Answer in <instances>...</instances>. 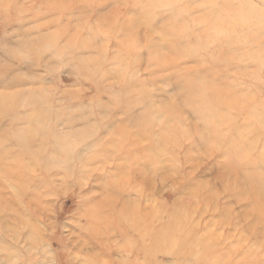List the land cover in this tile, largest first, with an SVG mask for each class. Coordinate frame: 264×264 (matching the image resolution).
<instances>
[{
  "label": "rangeland",
  "instance_id": "rangeland-1",
  "mask_svg": "<svg viewBox=\"0 0 264 264\" xmlns=\"http://www.w3.org/2000/svg\"><path fill=\"white\" fill-rule=\"evenodd\" d=\"M0 98V264H264V0H0Z\"/></svg>",
  "mask_w": 264,
  "mask_h": 264
},
{
  "label": "bare ground",
  "instance_id": "bare-ground-1",
  "mask_svg": "<svg viewBox=\"0 0 264 264\" xmlns=\"http://www.w3.org/2000/svg\"><path fill=\"white\" fill-rule=\"evenodd\" d=\"M55 1H57V0H55ZM62 2H63V1H62ZM55 3H56V2H55ZM230 17H232V16H230ZM228 18H229V17H227V19H228ZM230 19H231V18H230ZM225 20H226V18H225ZM225 20H223V22H224ZM232 20L235 21V19H232ZM229 21H230V20H229ZM237 21H238V20H237ZM230 22H231V21H230ZM237 23H238V22H237ZM223 24H224V23H223ZM230 24H231V23H230ZM230 24L228 23L227 27H228ZM232 24H234V22H233ZM232 24H231V25H232ZM225 25H226V23H225ZM231 25H230V26H231ZM237 25H238V24H237ZM242 25H243V23H242ZM221 26H222V25H221ZM221 26H220V27H221ZM230 26H229V27H230ZM235 26H236V25H235ZM223 27H224V25H223ZM225 28H226V27H225ZM233 28H234V26H233L232 28H229V29H233ZM221 29H222V28H221ZM221 29H220V30H221ZM227 30H228V29H227ZM228 31H229V30H228ZM232 31H234V30H232ZM245 32H246V31H245ZM222 33H223V30H222ZM233 33H234V32H233ZM208 34H209V33H208ZM227 34H229V33H227ZM242 34H243V33H242ZM210 35H211V34H210ZM229 35H230V34H229ZM231 35H232V32H231ZM249 35H250V34H249ZM245 36H246V35H245ZM247 36H248V35H247ZM172 37H173V34H172ZM206 37H208V36H206ZM210 37H212V36H210ZM215 38H216V37H215ZM229 38H232V36L229 37ZM245 39H246V38H245ZM88 41H89V40H88ZM206 41H207V40H206ZM208 41H209V40H208ZM228 41H230V40H228ZM80 42H81V41H80ZM209 42L211 43V41H209ZM230 42L232 43V40H231ZM81 43H82V42H81ZM88 43H89V42H88ZM207 43H208V42H207ZM84 44H85V43H84ZM87 45H88V44H87ZM90 45H91V43H90ZM90 45H89V46H90ZM199 46H200V45H199ZM220 48H221V47H220ZM193 50H195V49H193ZM196 50H197V47H196ZM59 51H60V50H59ZM61 51H62V50H61ZM187 51H189V50H187ZM179 53H180V52H179ZM179 53H178V55H179ZM187 53H188V52H187ZM187 53H186V54H187ZM59 54H60V53H59ZM188 54H189V53H188ZM259 55H260V54H259ZM125 56H126V55H125ZM254 56H255V55H253V57H254ZM127 57H128V56H127ZM256 57H257V56H256ZM256 57H255V58H256ZM155 58H156V57H155ZM158 58H159V56H158ZM255 58H254V59H255ZM160 59H161V58H160ZM165 59L168 60V58H165ZM252 59H253V58L250 57V60H252ZM162 60H163V59H162ZM169 60H170V59H169ZM120 61H122V60H120ZM123 61H124V60H123ZM123 61H122V62H123ZM163 61H164V60H163ZM225 61H226V60H225ZM253 61H254V60H253ZM118 62H119V60H118ZM160 62H161V61H160ZM166 62H167V61H166ZM227 62H228V61H227ZM84 63H85V65L87 66L86 62H84ZM84 63H83V65H84ZM78 64H80V63H78ZM122 64H125V63L123 62ZM122 64H120V65H122ZM162 64H163V62H162ZM85 65H84V66H85ZM86 66L84 67L85 69H86ZM122 66H123V65H122ZM77 67H78V66H77ZM81 68H83V67H81ZM84 68H83V69H84ZM77 69H78V68H77ZM124 70H125V69H124ZM85 72H86V70H85ZM123 72H124V71H123ZM125 72H126V71H125ZM126 74H127V73H126ZM128 77H129V76H128ZM197 81H198V80H196V82H197ZM189 82H190V81H189ZM192 82H195V80L192 81ZM187 83H188V82H187ZM197 83H198V82H197ZM200 83H202V82L200 81ZM192 85H193V84H192ZM190 86H191V84H190ZM205 86H207L206 88L208 89V84H205V83H204L203 85L200 84V86H197V87L204 88ZM187 87H188V85H187ZM188 88H189V87H188ZM190 88H191V87H190ZM130 89H131V88H130ZM193 89H194V87H193ZM195 90L197 91L196 88H195ZM199 90H201V89H199ZM194 92H195V91L193 90V93H194ZM198 92H199V91H198ZM198 92H195L194 94H196V93H198ZM201 92H202V91H201ZM201 92H199V93L201 94ZM189 93H190V92H189ZM191 93H192V92H191ZM14 94H15V93H14ZM31 94H32V93H31ZM40 94H41V93H40ZM139 94H140V93H139ZM186 94H187V93H186ZM194 94H193L192 96H194ZM29 95H30V94H29ZM32 95H33V94H32ZM34 95H35V94H34ZM37 95H38V94H37ZM190 95H191V94H190ZM30 96H31V95H30ZM4 97H5V96H4ZM40 97H42V96H40ZM40 97H39V99H40ZM194 97H197V94H196V96H194ZM230 97H231V96H230ZM15 98H16V96H15ZM36 98H38V97H36ZM47 98H48V97H47ZM235 98H237V97H235ZM0 99H1V98H0ZM30 99H31V98H30ZM33 99H34V97H33ZM42 99H43V98H42ZM229 99H232V100H233V97H231V98H229ZM229 99H227V100H229ZM27 100H28V99H27ZM27 100H26V101H27ZM35 100H36V99H35ZM227 100H225L226 103H227ZM202 101H203V99H202ZM204 101H205V103H206V100H205V99H204ZM30 102H31V104L34 103V102H32V101H30ZM36 102H37V101H36ZM237 102H239V101H237ZM0 103H1V101H0ZM13 103H14V102H13ZM208 103H209V101H208ZM226 103H225V106H226ZM34 104H35V103H34ZM206 104H207V103H206ZM206 104H205V105L203 104V105L206 106ZM209 104H210V103H209ZM231 104H232V103H231ZM234 104L237 105L236 103H234ZM239 104H240V102H239ZM2 105H3V104H2ZM203 105H202V106H203ZM165 106H166V105H165ZM204 106H203V107H204ZM208 106H209V105H208ZM227 106H228V104H227ZM230 106H231V105H230ZM239 106H240V105H239ZM239 106H238V108H239ZM168 107H169V106H168ZM206 107H207V106H206ZM211 107H212V105H211ZM228 107H229V106H228ZM233 107H234V106H233ZM241 107H242V106H241ZM165 108H166V107H165ZM204 108H205V107H204ZM229 108H230V107H229ZM15 109H16V108H15ZM202 109H203V108H202ZM209 109H211V108H209ZM160 110H161V109H160ZM162 110H163V109H162ZM169 111H170V110H169ZM214 111H215V110H214ZM164 112H165V111H164ZM210 112H212V111H210ZM202 113L204 114V110H202ZM206 114H207V113H205L204 115H206ZM208 114H209V113H208ZM208 114H207V115H208ZM210 114H211V113H210ZM210 114H209V116H211ZM214 114H215V113H214ZM214 114L212 113V116H213ZM217 114H218V113H217ZM217 114H216V116H217ZM255 114L257 115V113H255ZM204 115H202V116H204ZM224 115H225V114H224ZM212 116H211V117H212ZM216 116H215V119L218 118L219 115H218L217 117H216ZM220 116H222V115H220ZM252 116H254V115H252ZM145 117H147V116H145ZM211 117H210V119H211ZM223 117H224V116H223ZM205 118H206V117H205ZM227 118H228V117H227ZM213 119H214V117H213ZM215 119H214V120H215ZM218 119H219V118H218ZM218 119H216V120H218ZM220 119H221V118H220ZM145 120H146V119H145ZM207 120H208V117H207ZM216 120L214 121L215 123H217ZM223 120H224V119H222V121H223ZM226 120H227V119H226ZM229 120H230V119H228L226 122H228ZM208 121H209V123H210V121L213 123L212 120H208ZM208 121H206V122H208ZM224 121H225V120H224ZM263 122H264V121H263ZM140 123L142 124V122H140ZM229 123L231 124V121H230ZM217 124H218V123H217ZM223 124H224V123H223ZM227 124H228V123H227ZM243 125H244V124H243ZM144 126H145V125H144ZM244 126H245V125H244ZM145 127H146V126H145ZM213 127H214V126H213ZM215 127H216V126H215ZM217 127H219V126H217ZM250 128H251V127H250ZM214 129L216 130V128H214ZM123 135H124V134H123ZM127 135H128V133H127ZM214 135H215V134H214ZM214 135H213V136H214ZM39 136H41V135H39ZM85 136H87V135H85ZM125 136H126V135H124V137H125ZM218 136H220V135H218ZM82 137H83V136H82ZM82 137H81V138H82ZM118 137H119V135H118ZM122 137H123V136H122ZM124 137L122 138V140L124 139ZM216 137H217V136H216ZM38 138H39V137H38ZM41 138H42V137H41ZM63 138H64V136H63ZM84 138H85V137H83V139H84ZM218 138H219V137H218ZM218 138H217V139H218ZM19 139H21V138L19 137ZM19 139H18V140H19ZM61 139H62V138H61ZM135 139H136V138H135ZM18 140H17V141H18ZM66 140H67V139H66ZM80 140H82V139H80ZM125 140H128V139H125ZM125 140H124V141H125ZM210 140H211V139H210ZM74 141H75V140H74ZM77 141H78V140H77ZM117 141H119V139H118ZM137 141H138V140H137ZM212 141H213V143H214V138H212L211 142H212ZM217 141H219V139H218ZM19 142H20V143H24V140H21V141H19ZM60 142H61V141H60ZM60 142L58 141L57 143H60ZM68 142H70V141H68ZM121 142H122V141H121ZM121 142H116V140H115V143H116V144L118 143L119 145H121V144H120ZM125 142H126V141H125ZM135 142H136V141H135ZM64 143H66V145L68 146V144H67L66 141H65ZM109 143H110V142H109ZM69 144H70V143H69ZM54 145L58 147V144H56V142H55ZM60 145L62 146L63 144H60ZM60 145H59L58 149L60 148ZM71 145L73 146L74 143H73V144L71 143ZM119 145H117V148L120 147V150H121L122 147L119 146ZM122 145H123V144H122ZM44 146H45V145H44ZM44 146H43V147H44ZM67 146H66V147H67ZM113 146H114V145H113ZM118 146H119V147H118ZM159 146H160V145H159ZM159 146H158V148H159ZM45 147H46V146H45ZM66 147H65V145H64V148H66ZM69 147H70V146H68V148H69ZM74 147H75V146H73V148H74ZM18 148H19V147H18ZM54 148H56V147H54ZM61 148L63 149V146H62ZM68 148H67V149H68ZM70 148H71V147H70ZM70 148H69V150H70ZM38 149H39V148H38ZM43 149H44V148H43ZM43 149H42V150H43ZM45 149H46V148H45ZM67 149H65V150L67 151ZM42 150H41V151H42ZM60 150H61V149H60ZM233 150H234V152L232 151L233 153H235L237 150L239 151V149H237V150H236V149H233ZM235 150H236V151H235ZM44 151H45V150H44ZM56 151H58V150L56 149ZM71 151H72V153L74 152V150H71ZM118 151H119V150H118ZM23 152H24V151H23ZM61 152H62V150H61ZM61 152H60V153H61ZM50 153H52V152L50 151ZM50 153H49V154H50ZM56 153H57V152H56ZM58 153H59V152H58ZM62 153H63V152H62ZM26 155H27V153H26ZM28 155H29V154H28ZM229 155H230V154H229ZM231 155H232V154H231ZM231 155H230V157H231ZM234 155H235V154H234ZM51 156H52V155H51ZM54 156H55V154H54ZM56 156L59 157V155H56ZM65 156H66V153H65ZM67 156H68V155H67ZM67 156H66V158H67ZM70 156H72V155H70ZM128 156H129V155H128ZM55 158H56V157H55ZM132 158H133V156H132ZM132 158H131V159H132ZM149 158H152V157L150 156ZM234 158H235V157H233V159H234ZM19 159H20V158H19ZM59 159H61V158H59ZM63 159H65V158H63ZM67 159H68V158H67ZM67 159H66V160H67ZM131 159H130V160H131ZM235 159H236V158H235ZM17 160H18V159H17ZM71 160H74L73 157H71ZM125 160H126V159H125ZM128 160H129V159H128ZM63 161H64V160H63ZM73 162H74V161H73ZM62 163H63V162H62ZM65 164H66V163H65ZM56 165H57V163H56ZM67 165H68V164H67ZM72 165H73V163H72ZM53 166H54V165H53ZM59 166H60V164H59ZM55 167H56V166H55ZM72 167H73V169H74V166H72ZM10 169H11V168H10ZM33 169H34V168H33ZM35 169H36V168H35ZM67 169H68V168H67ZM122 171H123V170H122ZM4 172H5V171H4ZM69 173H70V172H69ZM120 174H121V173H120ZM18 180H19V179H18ZM115 181H116V180H115ZM17 183H18V182H17ZM126 210H127V209H126ZM123 211H124V210H123ZM121 212H122V211H121ZM123 214H124V212H123ZM123 214H122V215H123ZM125 214H126V213H125ZM128 214H129V213H128ZM128 214L126 215V217H127V221H130V222H131V220H130V219H131V216L129 217V218H130V219H129V218H128V216H129ZM130 215H131V214H130ZM122 217H123V216H122ZM123 219H125V218H123ZM128 219H129V220H128ZM132 219H133V217H132ZM134 219H135V218H134ZM179 219H180V218H179ZM179 219H178V220H179ZM137 222H138V221H137ZM124 223H125V222H124ZM132 223H134V220H133ZM134 224H136V223H134ZM144 225H145V224H144ZM144 225H143V227H144ZM131 227H133V225H132ZM140 227H141V226H140ZM145 227H146V226H145ZM137 228H138V227H137ZM140 229H141V228H140ZM140 229H139V230H140ZM135 230L137 231V229H135ZM144 231H145V230H144ZM143 233H145V232H143ZM142 235H145V234H142ZM164 235H165V234H164ZM156 236H158V235H156ZM168 239H169V238H168ZM173 239H175V238H173ZM174 241H175V240H174ZM174 241H173V243H174ZM161 242H162V241H161ZM169 247H170V246H169ZM174 248H175V245H174ZM170 249L173 250L172 247H171ZM148 251H149V250H148ZM8 264H9V263H8Z\"/></svg>",
  "mask_w": 264,
  "mask_h": 264
}]
</instances>
